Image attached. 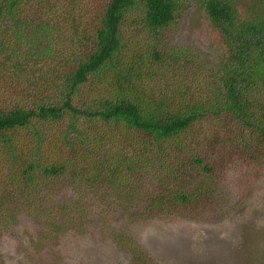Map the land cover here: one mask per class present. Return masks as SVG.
<instances>
[{"label": "trees", "instance_id": "trees-1", "mask_svg": "<svg viewBox=\"0 0 264 264\" xmlns=\"http://www.w3.org/2000/svg\"><path fill=\"white\" fill-rule=\"evenodd\" d=\"M240 5L0 0V230L32 215L51 236L100 196L136 220L193 217L236 159L264 158V5ZM188 16L201 42L177 41Z\"/></svg>", "mask_w": 264, "mask_h": 264}, {"label": "rangeland", "instance_id": "rangeland-1", "mask_svg": "<svg viewBox=\"0 0 264 264\" xmlns=\"http://www.w3.org/2000/svg\"><path fill=\"white\" fill-rule=\"evenodd\" d=\"M239 1L256 15L263 10L264 0ZM198 31L195 16H188L177 41L201 42ZM213 188L212 204L193 217L136 220L137 205L119 208L118 201L112 200L104 209L100 196L93 203L96 214L86 215L83 223L61 221L60 229L49 236L40 218L18 215L0 230V264H131V256L140 252L148 259L144 264H264V158L236 159L226 176L217 177ZM246 196L252 200L231 212ZM54 198L68 203L76 200L68 188ZM223 213L229 216L217 217ZM120 232L126 233L127 240L113 235Z\"/></svg>", "mask_w": 264, "mask_h": 264}]
</instances>
